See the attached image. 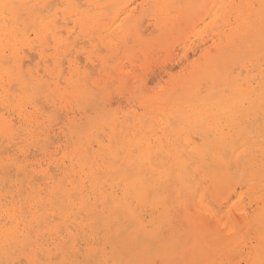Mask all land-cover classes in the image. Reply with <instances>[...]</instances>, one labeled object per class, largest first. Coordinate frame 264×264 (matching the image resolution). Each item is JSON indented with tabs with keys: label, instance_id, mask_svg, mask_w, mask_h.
<instances>
[{
	"label": "bare ground",
	"instance_id": "6f19581e",
	"mask_svg": "<svg viewBox=\"0 0 264 264\" xmlns=\"http://www.w3.org/2000/svg\"><path fill=\"white\" fill-rule=\"evenodd\" d=\"M203 31L142 116L91 91ZM0 264H264V0H0Z\"/></svg>",
	"mask_w": 264,
	"mask_h": 264
},
{
	"label": "rangeland",
	"instance_id": "374dc122",
	"mask_svg": "<svg viewBox=\"0 0 264 264\" xmlns=\"http://www.w3.org/2000/svg\"><path fill=\"white\" fill-rule=\"evenodd\" d=\"M212 34H213L212 31H206V32H204V35L202 37L196 38V37L191 36L192 39L190 41H188L185 46L182 44V42L175 43L174 45H172L170 47L169 51H165V50L157 47L156 44H154L152 46H149L146 58L138 50H128V51H131L130 56L126 55L125 52H121L122 54L120 53L121 55L119 54L117 56V58L115 59V61H113V63H112L113 67L111 66V69H109V71L107 73H103L100 75L95 73V75H91L90 79L92 81H95V82L100 81V83H99L100 86H97V87L94 85V83L90 84L91 91H93V94H95L97 97L103 96L102 102L104 103L106 108L108 107L106 109L108 112L121 113V114L129 115L132 113V111L137 110L136 112H137L138 116H142L146 112L141 105V101L145 100L146 97L156 95L162 88H163L162 91L165 90L164 92H167V95H169L170 97H175L177 95V92L175 90H173V88H172L173 87L172 84L174 82L172 80L181 79V77H182L181 73L183 70V66L186 67L187 65H189L193 61H197L199 58L201 50H204V49L212 46V44H213V42L211 41ZM156 38H157V34H154V35L148 34V36L146 35V37H144V39L151 41L150 44L152 42L155 43ZM203 40L209 41V43L204 45L205 42ZM131 46H132V44L129 43L128 48H131ZM186 51H187V54L189 57L188 61L183 59ZM195 51L197 52V54H195L196 53ZM102 54L104 55L105 52H103ZM80 60H82L81 63L83 65V63H84L83 58L81 57ZM120 65H122V66H120ZM119 66L121 68H123L122 72L116 71V67H119ZM110 70L111 71L113 70V71L111 72ZM110 72L112 73V76H111ZM119 74H120V76H119ZM100 78H102V79H100ZM128 78L129 79L131 78L130 82L128 81L129 80ZM114 80H115V82H114ZM150 80L152 82H150ZM111 81H113V82H111ZM122 81L127 83V84H130L133 87V90L131 92H129L127 90L121 89L120 83H122ZM108 82H109V84H108ZM159 83H160V85H159ZM141 84H142V87L145 88L147 91L140 89V88H142ZM110 100H111V102H110ZM58 117H60V115H58ZM31 150H32V152L28 151L26 156L27 157L30 156L32 159L26 158V156H23L20 153L18 154L17 151H14V152L17 153L18 156H20V157L22 155L21 159H19L18 156H16L20 160V162L26 161V163H28L30 165H32V164L34 165V164H37V163L45 160L43 158V156H40L38 154L37 151H33V149H31ZM34 152L36 153V155L34 154ZM58 152H60V151H51V153L53 155L56 154V155H58L57 157H61L60 155L62 154V151L59 153L60 155L58 154ZM13 154L14 153L11 151L10 155H13ZM35 157L39 160H42V161L35 159ZM25 158H26V160H25ZM27 159H28V161H27ZM234 177H235L234 178V184L235 185H236V183H238V180L241 177L239 180V183H238V184H240L241 183L240 181L242 179V174H236ZM238 184L236 186H238ZM240 191L241 190H239V192ZM245 192H247V189L243 190V193H245ZM244 203L245 204L242 206L247 208V210L250 211L251 209H250V205H249V200L247 198H245ZM208 205H210V207L213 209V211L216 210L214 213L217 214V217L222 216V212L219 211L220 208L216 205V203H208Z\"/></svg>",
	"mask_w": 264,
	"mask_h": 264
},
{
	"label": "snow or ice",
	"instance_id": "6c2138e0",
	"mask_svg": "<svg viewBox=\"0 0 264 264\" xmlns=\"http://www.w3.org/2000/svg\"><path fill=\"white\" fill-rule=\"evenodd\" d=\"M5 9L16 7L15 5H3Z\"/></svg>",
	"mask_w": 264,
	"mask_h": 264
}]
</instances>
